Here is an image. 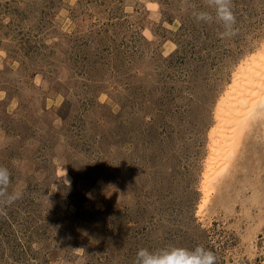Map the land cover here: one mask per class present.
<instances>
[{
    "label": "rangeland",
    "instance_id": "obj_1",
    "mask_svg": "<svg viewBox=\"0 0 264 264\" xmlns=\"http://www.w3.org/2000/svg\"><path fill=\"white\" fill-rule=\"evenodd\" d=\"M232 7L221 38L193 14L209 0H0V166L23 190L0 215V264L169 246L264 264V114L199 213L219 104L264 46V0Z\"/></svg>",
    "mask_w": 264,
    "mask_h": 264
},
{
    "label": "bare ground",
    "instance_id": "obj_2",
    "mask_svg": "<svg viewBox=\"0 0 264 264\" xmlns=\"http://www.w3.org/2000/svg\"><path fill=\"white\" fill-rule=\"evenodd\" d=\"M262 114H264V46L240 66L233 83L219 104L216 114L217 125L211 133L208 165L204 171V196L199 213L214 191L213 181L234 164L243 135L251 120Z\"/></svg>",
    "mask_w": 264,
    "mask_h": 264
},
{
    "label": "clouds",
    "instance_id": "obj_3",
    "mask_svg": "<svg viewBox=\"0 0 264 264\" xmlns=\"http://www.w3.org/2000/svg\"><path fill=\"white\" fill-rule=\"evenodd\" d=\"M209 7L213 9L212 12L196 11L193 13L195 18L206 23L219 22L224 29L219 34L221 38L234 35L236 16L232 0H209ZM9 184L10 171L7 167L0 166V215L5 214V209L23 195L22 189L9 190ZM134 264H215V256L203 246L191 249L169 246L155 250L141 247L136 251Z\"/></svg>",
    "mask_w": 264,
    "mask_h": 264
}]
</instances>
